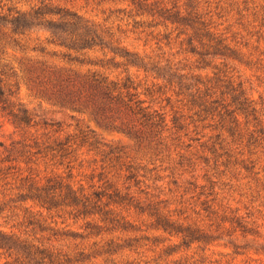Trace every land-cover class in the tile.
Wrapping results in <instances>:
<instances>
[{
  "label": "rangeland",
  "instance_id": "374dc122",
  "mask_svg": "<svg viewBox=\"0 0 264 264\" xmlns=\"http://www.w3.org/2000/svg\"><path fill=\"white\" fill-rule=\"evenodd\" d=\"M164 1H171L170 6L174 0ZM42 2L77 13L101 27L111 35L106 36L110 46H120L119 49L136 53L144 58V63L169 64L179 74L200 76L203 81L213 78L220 70V77L231 80L234 87L240 85L245 94L255 101L257 116L264 127V0H195L193 4L197 5L204 19L223 33V37H228L227 41L231 42L240 58L222 59L206 55L204 61H198L197 55L187 52V36L178 35L170 24L154 26V23L148 24L152 17L128 16L132 8L129 2L0 0V11H26ZM134 18L146 20V24L134 27ZM48 35L46 30L32 31L27 41H23L25 49L7 41L0 43L2 86L7 92L12 91V101L30 111L32 124L37 122L35 126L19 132L0 111V152L3 150L1 143L7 146L20 139L38 137L42 141H52L70 137L71 141H76L73 145L76 150L73 156L65 159L64 164L56 158L52 159L51 154L38 153L32 157L30 165L43 181L59 175L64 181L76 188L83 187L88 192L105 189L107 185L112 186L110 191L119 188L125 192L129 186L128 191L137 200L144 204L159 203L165 214L180 215L179 223L184 225L203 227L213 221L221 222L225 215L239 219L247 231L242 233L235 222L236 231H231V235L225 233L222 242L175 247V251L168 255L163 249L178 242L175 237L179 236L158 229L154 219L134 207L127 210V207L112 204L92 215L70 213L66 209L48 212L35 202L15 197L11 207L0 214V232L15 233L18 237L63 249L78 246L90 250L96 247L95 243L103 244L111 237H159L155 245L150 242V249L140 248L133 257L155 258L162 254L163 261L188 258L194 264H264V254L256 252V249H264V152L261 144L248 143L244 121L241 125L242 143L233 142L218 125V118L199 120L196 116L190 117L194 110L186 105L187 99L173 94L165 80L157 78L153 70L145 71L127 63L109 48H96L90 52L88 58L91 63L73 64L71 67L78 74L96 70L114 81L123 82L129 78L136 87L139 85L137 92L146 100L145 104L165 112L168 120L174 115L184 114L182 123L185 128L177 133L184 141L183 148L176 146L177 141L171 139L162 145H148L149 141L138 140L134 135L114 127L115 124L108 125L89 103L63 99L64 95L57 92L59 82L51 77V72L70 65L56 56L33 49L38 42L37 37L44 40ZM43 44L48 47L47 50L55 47L46 42ZM221 61L227 65L224 66ZM147 89L153 95L144 94ZM221 89L226 91L224 87ZM254 124L251 117L247 129H253ZM173 132L174 129H165L163 137L170 133L175 136ZM220 133L221 139L225 138L224 145L233 149L238 160L250 157L246 163L251 162V172L239 163L225 166L224 156L214 157L209 148ZM188 144L191 147H186ZM218 147V152H221ZM117 156H120L119 160L115 159ZM204 157L209 161L205 162ZM131 174L135 176L128 178ZM204 201L208 203L202 204ZM206 205H210L215 213L204 210ZM121 216H126L133 228L125 231L118 221H110ZM224 225L229 227L230 223ZM230 239L240 245L238 250L223 244ZM0 264L20 262L0 247Z\"/></svg>",
  "mask_w": 264,
  "mask_h": 264
},
{
  "label": "trees",
  "instance_id": "16d2710c",
  "mask_svg": "<svg viewBox=\"0 0 264 264\" xmlns=\"http://www.w3.org/2000/svg\"><path fill=\"white\" fill-rule=\"evenodd\" d=\"M117 1L129 2V5H132L128 15L130 17H152L148 24L154 23V26L161 23L165 26L170 24L178 31V35H186L187 52L197 55L198 61H204L206 55L240 60L236 50L232 48L231 42L227 41L228 37H223V33L217 31L210 21L204 19V15L198 11L197 5L193 4L196 3L195 0H184L182 3H180L181 0H174L170 6L168 4L171 1L165 2L164 0ZM145 24L146 20H135V18L133 20L134 27ZM36 30H46L49 35L44 40L37 37L38 42L33 49L56 56L70 65L66 69H54L51 72V77H55L54 80L59 82L57 92L64 95L63 99L67 102L89 103L93 111L102 116L103 120L109 123L108 125L115 124L114 127L134 135L138 140L149 141L148 145L152 143H155L156 146L162 145L167 139L177 141L176 146L179 147H182L184 143L181 141V135L177 136V133L185 128L182 123L184 114L174 115L168 120L165 112L152 109L150 105L145 104L146 100L142 99L140 93L137 92L139 85L136 87L129 78L123 82L114 81L96 70L78 74L77 70L71 67L73 64L91 63L88 55L96 48L102 50L109 48L115 55L124 58L127 63L144 68L145 71L153 70L157 78H162L167 82L174 92L173 94L187 99L186 105L190 110H194L190 117L196 116L199 120L208 117L218 118V125L220 124L230 135L233 142L240 141L242 143L243 128L241 125L244 121L248 143L261 144L264 152V127L257 116L258 110L254 106L255 101L245 94L240 85L234 87L231 80L220 77L218 75L220 70L215 72L213 78L203 81L200 76L191 75L188 77L185 74H179L169 64H166L168 66H159L150 61L144 63V58L139 57L136 53L119 49L120 46H110V40H107L106 36L110 37L111 35L101 27L77 13L58 9L48 2H42L26 11H12V9H9L8 12L0 11V43L7 41L25 49L26 44H23V41H27L26 38L30 33ZM44 42L53 44L54 49L47 50L48 47L44 46ZM148 64H151L150 68ZM221 64L227 65L225 61H221ZM224 76L227 75L224 74ZM222 87L226 88V91L222 90ZM11 94L12 91L7 92L0 80L2 116L7 117L19 132L35 126L37 122L32 124L33 117L30 111L12 101ZM144 94L153 95L149 89ZM251 117L255 124L253 129L249 130L250 128L247 129V126ZM165 129L170 131L174 129L175 136L170 133L169 136L163 137ZM221 136V133L217 134L214 143L209 148L214 157L224 156L223 164L225 166L239 163L242 168L251 172L253 170V166L249 164L251 162L246 163L250 157L238 160L233 149L224 145L225 138L221 139ZM71 140L70 137H67L42 141L38 137H34L29 140H15L7 146L1 143L3 150L0 152V214L10 208V203L16 198L25 202H35L48 212L66 209L70 213L85 215L96 214L104 206L112 204L121 206V208L127 207V210L134 207L142 213L146 212L154 219V224L158 229L179 236L175 237L178 242L163 249V252L168 255L175 251L173 249L175 247L222 242L225 239L223 237L225 233L231 235V231H236L235 222L237 227H241L242 233L247 231L246 226L239 219L234 220V218L225 215L221 222L213 221L203 227L184 225L179 223L180 215L174 217L173 214H165L159 207V203L144 204L137 200L128 191L129 186L126 187L125 192L119 188L110 191L111 185H107L102 190L95 189L88 192L83 187L76 188L73 184L64 181L59 175L50 176L44 181L43 178H39V174L35 173L30 165L33 162L32 157L38 153L51 154L52 159L56 158L60 164H64L65 159L73 156L76 150L73 147L76 141ZM217 145L221 152H218ZM186 147H191V144ZM238 154L243 155L242 152ZM119 158L120 156H117L115 159L119 160ZM204 160L205 162L209 161L205 157ZM70 162L71 160L68 161V163ZM134 176L131 174L128 178ZM207 203L208 201L202 202V204ZM210 208V205H206L203 209L215 213ZM104 219L108 220L107 217ZM115 220L125 231L133 228L126 220V216L110 219V221ZM228 222L230 226L226 227L224 224ZM159 239V237H111L105 239L103 244L95 243L96 247L91 250L78 246L74 249H63L18 237L15 233L0 232V247L9 252V256L14 255L15 260L20 264H194L188 258L163 261L162 254L155 258L133 257L134 253H139L140 248L148 247L147 249H150V242L155 245ZM223 244L231 246L235 250L240 248V245L232 239ZM256 252L264 254V249H256Z\"/></svg>",
  "mask_w": 264,
  "mask_h": 264
}]
</instances>
